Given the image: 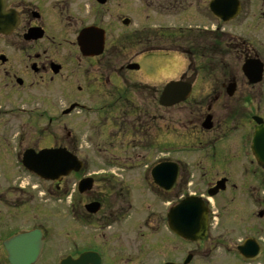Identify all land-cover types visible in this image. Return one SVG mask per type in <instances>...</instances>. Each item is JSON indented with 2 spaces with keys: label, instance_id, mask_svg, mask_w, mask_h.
I'll list each match as a JSON object with an SVG mask.
<instances>
[{
  "label": "flooded vegetation",
  "instance_id": "flooded-vegetation-1",
  "mask_svg": "<svg viewBox=\"0 0 264 264\" xmlns=\"http://www.w3.org/2000/svg\"><path fill=\"white\" fill-rule=\"evenodd\" d=\"M130 3L131 0H0V264H60L67 256L76 259L86 252L92 255L87 264H195L203 251L200 245L211 239L207 235L203 241L194 242L176 235L168 229L167 212L152 210L150 205L144 207L146 214L132 217L129 213L133 206L127 193L124 194L129 184L121 175L128 173L124 167H110L113 170L85 176L97 177H92V189L83 194L77 192L78 183L74 185L77 194L88 200L86 204L96 202L99 209L95 215L86 214L83 209L85 214L80 215V219H77L78 215H72L80 225L88 223L85 217H91L89 220L95 219V222L92 235L82 236V232H77L80 236H71L67 233L65 214L70 194L68 180L79 173L51 181L36 175L39 169L36 164L42 163L39 158L32 164L33 171L25 166L23 159L28 151L34 155L44 151H64L80 160L76 153L80 140L68 129L67 118L94 116L97 123L101 120L107 121L106 124L116 119L121 125L129 126L140 145L142 136H146L144 133L154 127L151 123L157 121L156 115L142 105L144 87L129 77V47L142 49V37L131 39L125 32L134 26ZM142 4L165 16L203 14L214 20L201 26L194 19L191 26L181 28L205 37L211 36L212 32L221 36L219 42L222 45L213 48V40L205 39L202 59H199L205 62L208 59L204 80L210 93L207 94L208 101L203 102L205 112L200 130L217 133L214 138L199 143L214 145L218 141L217 147L230 137L240 136L239 150L221 152V156L242 158L240 173L258 185L257 174L264 175V164L257 158L253 140L264 126V56L253 42L258 41L259 32L264 37V0H142ZM229 15L234 17L224 21L223 17ZM116 30L123 34L114 36ZM144 43L151 45L148 40ZM187 54L193 66L192 73L198 75L194 55L189 51ZM212 58L219 61L217 67L211 64ZM245 63L250 69L261 65L258 83L249 84L242 72ZM216 69L220 70L219 76L210 74ZM192 79L186 81L183 78L193 84ZM229 85L234 91L231 97L226 94L231 90ZM156 91L151 88L152 95ZM131 93L136 95L137 102ZM223 94L229 99L237 95L243 104H220ZM187 102L191 106L202 105L190 102V99ZM19 106L33 109L25 110ZM86 106H92L91 115L84 113ZM109 113L113 114L112 119ZM19 115L26 117H17ZM206 119L208 123L203 127ZM227 119L230 126L226 125ZM250 123H253V130H250ZM240 128H247L243 136L238 134ZM112 130L114 128L109 129ZM190 135L192 133L188 132L183 138L191 141ZM168 145L172 148L175 144ZM191 145H194L193 141ZM162 152L165 154L163 161L177 165V173L174 185L168 190L151 184L155 196L160 199L167 198L179 184L186 185L188 179L182 173L177 152ZM138 160L142 162V154ZM8 175L15 176L5 177ZM140 175L142 178V173ZM222 179L225 190L211 198L212 202L226 190H236L230 177L219 176L210 183L206 195ZM99 183L104 192L95 195L94 186ZM250 187L254 188L253 185ZM105 197L107 201H102ZM159 201L164 206V202ZM56 206L63 207V215L49 211ZM208 218L211 220V215ZM26 234L31 235V253L39 248L36 258L33 262H27L28 258L12 262L8 251L17 253L19 236ZM57 240L64 251L53 255L50 246Z\"/></svg>",
  "mask_w": 264,
  "mask_h": 264
},
{
  "label": "rangeland",
  "instance_id": "rangeland-1",
  "mask_svg": "<svg viewBox=\"0 0 264 264\" xmlns=\"http://www.w3.org/2000/svg\"><path fill=\"white\" fill-rule=\"evenodd\" d=\"M147 7L149 6L147 5ZM149 9L142 4V0H131L130 15L134 20V26L125 31L130 34L131 39L138 34L139 37H142V42L148 40L152 44V38L157 35L160 36V34L145 30L144 28H184L191 26V22L194 19H196V24L201 26L206 25L208 21L211 23L214 22L208 15L186 14L165 16L155 9ZM122 34L123 31H114V36ZM257 39L258 41L253 42L254 47L264 56V46L260 45V43L264 44V37L261 32L258 33ZM138 49L140 48L134 46L129 47L130 63H135L138 66V70L129 72V77L134 83L147 85L157 90L155 95H152L149 89L142 90V105L149 108L151 114L156 115L157 121L155 123L148 121L154 127L148 133H144L146 136H142V144L140 145L137 140L138 137L133 132H130L129 126L121 125L116 119L106 124L107 121L101 120L97 123L94 116L87 118H81L79 116L78 118H67L68 129L73 130L80 140L77 143L76 153L80 160L85 163L84 169L76 178L71 177L68 180L70 194L68 195L67 207L65 209V214L67 215V233L72 234L71 236H80L77 232H82V236H90L94 231L93 225L95 219L89 220L91 217H85L84 219L88 220V223L86 222L88 225L86 226V224H78L75 222L76 219L72 218V215L75 214L79 216L77 219H80V215L83 216L85 214L83 204L85 205L88 201L85 197L77 194L74 185L78 183L80 178L90 174L112 169L110 167H124L126 169L125 172L128 173L121 174V172H116L124 176L125 180L129 182L126 189H124V194L127 193V198L133 206L132 211L129 213L132 217L140 215V213L142 216L146 214L144 212L146 205H150L152 210L154 208L162 210L161 212L164 214L170 205L175 204V202L187 194L205 196L210 183L214 182L219 176H225L230 177L231 183L236 184V190H226L225 193L213 199V202L211 201L213 203H211V211L214 213L209 227V236H211V239L207 243L200 245L203 251L195 260V264H244L239 260L238 256H235L237 255L235 248L246 238H254L263 249L261 256L252 263L264 264V215L262 218H258L257 216L260 211L264 212V175L257 174L259 179L257 185L250 177L240 173V168L243 166L242 158L230 159L221 156V152L225 153L239 150L238 144L240 136L236 138L230 137L231 139L229 141L219 144L217 147L216 144L220 143L218 141L214 145H209L206 142L199 143L200 141H207L210 138H214L217 134L215 131L203 133L200 130V124L204 120L202 114L205 112L203 102L208 101L207 94L209 93L205 86L206 81L201 79V77H197L193 82L192 94L194 95L190 98V102L193 101L197 104H202L201 106H191L188 104L189 102H186L168 109L158 107V95L163 86L169 82L179 80L185 72L187 63L184 56L179 53L163 52H146L135 55ZM240 80L242 81L243 79ZM222 86L223 83L221 85V92L223 91ZM218 90L220 91V89ZM131 97L135 99L136 95L131 93ZM137 101L138 99H135V102ZM219 103H227L229 106H241L243 104L242 101L238 100L237 95L229 99L224 94L222 96L220 95ZM19 107L25 110L33 109L29 106ZM35 107L37 108V106ZM86 107L87 110L84 113L91 115L92 106ZM111 115L113 116V114L111 113L109 115L110 118L112 117ZM250 115L247 117L248 119ZM17 117L23 118L26 116L19 115ZM198 121L199 123L196 124ZM226 122V125L230 126L228 119ZM105 125L106 127H104ZM110 128H114V130L109 131ZM250 130H253V123H250ZM188 132L192 133L190 135L193 137L191 141L183 138L184 135H188ZM246 132L247 128H240L238 130V134L242 136ZM157 133L161 137L158 138ZM154 138L158 139L155 140ZM161 140L163 143H161ZM192 141L195 143L194 145H191ZM168 144L175 145L171 148ZM181 145H185L184 148L194 146L197 149L196 152L192 149H186L187 151L185 149L175 150L178 154L176 158L182 167V173L184 177L188 178L187 184H179L175 191L169 194L167 198L160 199L155 196L154 190L151 189L152 180L150 178V171L157 163L165 160L163 158L165 154L162 151L167 150L172 153L174 149L181 148ZM141 154L142 162L138 160ZM141 173L142 178L140 177ZM14 176L8 175L5 177L11 178ZM89 177L96 178L97 176L91 175ZM250 185H253L254 188L251 189ZM102 188L103 186L100 183L94 186V194L98 195L100 192H104ZM106 198H102V201H107ZM159 200L164 202V206H161L162 202ZM49 211L51 213L53 212V214H64L63 207L59 206L51 208ZM142 230L145 229L142 228ZM57 241L54 244L52 242L50 246L53 255L57 252L64 251L60 245V240ZM66 249H68L66 253L70 252L68 246ZM206 251L208 254H205Z\"/></svg>",
  "mask_w": 264,
  "mask_h": 264
},
{
  "label": "water",
  "instance_id": "water-1",
  "mask_svg": "<svg viewBox=\"0 0 264 264\" xmlns=\"http://www.w3.org/2000/svg\"><path fill=\"white\" fill-rule=\"evenodd\" d=\"M231 17L232 15H229L224 19L228 20ZM3 33H5L4 30ZM99 51L100 50H98V53ZM137 68L138 66L136 65H131L129 67V69L131 70H136ZM243 72L247 77L249 83L254 84L260 81L262 72L260 66L250 69L248 65H245L243 67ZM190 91L191 86L186 83L171 82L164 87L158 103L160 106L165 108L174 106L180 102L185 101L190 95ZM232 93L233 89L231 88V90L228 91V95H232ZM207 123L208 119L206 120L204 125H206ZM253 144L254 149L257 151L258 160L264 164V127H262L260 131L255 135ZM28 156L29 155L26 156V160L28 159ZM38 156L41 157L40 160H46L49 157L53 163V167L55 165L59 166V161L64 163L62 164L63 167L62 165L60 168L57 166V169H50V171V166H48L49 164H46L45 162L36 164V166L39 167V169L37 170V175L44 179H57L61 176L68 175L72 171L78 172L82 168V163L80 161H78L71 154L64 151L56 150L51 152H43ZM43 157H45L46 159H43ZM32 166H30L29 164L27 165L30 170H34ZM176 173V166L174 164H159L151 171V176L157 186L168 190L174 183ZM91 187L92 180L89 178L83 179L78 184V191L80 193H83L85 191H89ZM223 189L224 181H221L217 183L216 188L208 191V195L212 196L219 190ZM98 209L99 205L97 203H91L85 206L86 212L90 214H95ZM261 216L262 213L259 214V217ZM167 220L170 231L182 238L197 242L203 240L206 236L208 227L207 208L200 198L188 197L180 201L176 206L172 207L169 210L167 214ZM31 248V235H20L19 248L17 250V253H12L11 250H9V259L12 262H15L19 260L22 261L23 259L28 258L27 262H29L33 257L36 256V252L39 249L35 248V252L31 253ZM237 251L242 258L249 261L255 260L261 254L260 246L257 242L251 239L244 241V243L237 248ZM88 258L89 254H84L77 260H72L68 257L62 260L60 264H86Z\"/></svg>",
  "mask_w": 264,
  "mask_h": 264
},
{
  "label": "trees",
  "instance_id": "trees-1",
  "mask_svg": "<svg viewBox=\"0 0 264 264\" xmlns=\"http://www.w3.org/2000/svg\"><path fill=\"white\" fill-rule=\"evenodd\" d=\"M160 36H154V40L151 45H148L150 47L147 48V52L149 51H164V52H182L186 55L189 64L191 63V60L189 59V55L187 54V51H189L191 54L194 55L195 61L198 62V71L205 74L208 68L204 69L205 65L208 63V59L205 61L199 60L202 59L201 55L203 54V46H204V41L205 39L208 40H213L212 48L216 47L217 45H222V43L219 42L221 39V36L217 35H211L209 37H205L200 34L192 33L190 31H178V32H173V31H162L159 32ZM216 40V42H215ZM144 44V43H142ZM146 45V44H144ZM153 45V46H152ZM149 48H151L149 50ZM207 52V48H205ZM207 55L209 53L207 52ZM211 64L214 67H217L219 65V61L217 59H210ZM193 67V66H192ZM192 71V70H191ZM219 71V72H218ZM219 76L220 70L216 69L210 74ZM144 90H148L147 87H144Z\"/></svg>",
  "mask_w": 264,
  "mask_h": 264
}]
</instances>
